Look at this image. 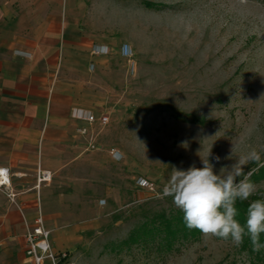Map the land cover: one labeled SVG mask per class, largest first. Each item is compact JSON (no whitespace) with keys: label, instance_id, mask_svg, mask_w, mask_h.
<instances>
[{"label":"rangeland","instance_id":"obj_1","mask_svg":"<svg viewBox=\"0 0 264 264\" xmlns=\"http://www.w3.org/2000/svg\"><path fill=\"white\" fill-rule=\"evenodd\" d=\"M84 2L83 14L132 58L114 72L123 99L95 147L65 172V223L49 230L57 264H264L245 240L237 247L202 232L162 253L121 242L142 214L177 208L163 194L173 168L202 167L210 150L217 174L241 152L261 151L244 173L257 185L247 201L264 199V0ZM138 177L154 190L137 187Z\"/></svg>","mask_w":264,"mask_h":264},{"label":"crops","instance_id":"obj_2","mask_svg":"<svg viewBox=\"0 0 264 264\" xmlns=\"http://www.w3.org/2000/svg\"><path fill=\"white\" fill-rule=\"evenodd\" d=\"M83 5L84 0H0V167L9 169L15 194L12 202L0 190V264H35L26 254L25 235L39 216L47 231L64 226L66 193L59 189L65 172L82 163L106 126H88L72 118L71 109L108 116L123 99L114 93L122 84L114 75L124 60L122 44L109 41L97 16L83 14ZM92 44H106L114 53L92 55ZM15 49L31 57L15 56ZM83 127L85 134L79 132ZM39 172L50 179L39 182ZM51 231L48 251L57 264Z\"/></svg>","mask_w":264,"mask_h":264},{"label":"clouds","instance_id":"obj_3","mask_svg":"<svg viewBox=\"0 0 264 264\" xmlns=\"http://www.w3.org/2000/svg\"><path fill=\"white\" fill-rule=\"evenodd\" d=\"M235 147L233 144L231 155L226 159H231ZM210 152L206 158L200 157L202 167L193 164L186 170L173 168L163 194L172 197L189 229H198L205 236H215L225 241L230 239L237 247L247 235L253 250L259 252L264 247L259 242L260 235L264 233V199L251 202L244 224L237 219L239 211L236 204L238 200H247L257 192V185L250 181L244 168L249 163H259L261 151L250 148L241 152L234 163L222 166L218 174L209 162ZM220 159L219 156L215 157L217 163Z\"/></svg>","mask_w":264,"mask_h":264},{"label":"built area","instance_id":"obj_4","mask_svg":"<svg viewBox=\"0 0 264 264\" xmlns=\"http://www.w3.org/2000/svg\"><path fill=\"white\" fill-rule=\"evenodd\" d=\"M90 53L92 55H107L109 53V47L106 44H92L90 48ZM13 54L15 56L24 57V58H30L31 53L15 49L13 51ZM120 54L127 58V60L130 63V60L132 58V48L126 44L123 43L120 47ZM71 116L72 118L83 121L88 124V126H93L96 123H101L102 125L107 124L109 118L106 115L97 117L92 111L82 108V107H73L71 109ZM79 132L81 134H85L87 132L86 128H80ZM110 156L114 160H119L121 158V153L118 150L111 149L109 152ZM50 174L48 172H39V175L37 176V180L40 182L41 180H49ZM135 183L137 187L141 189H145L147 191H153L154 190V184L150 180H147L144 177H138L135 180ZM0 190L5 193V195L8 197L10 201H14V193L11 188V180H10V172L9 169L6 167H0ZM101 204L104 203L102 200L100 202ZM49 231L45 230L42 226V219L39 216L35 220L34 226L31 228H28L27 233L25 235L26 243H27V249L26 254L28 256H31L35 262V264H40L41 260L43 259L44 254H46L54 263L53 255L48 251L49 245L47 243ZM64 255V254H63Z\"/></svg>","mask_w":264,"mask_h":264},{"label":"trees","instance_id":"obj_5","mask_svg":"<svg viewBox=\"0 0 264 264\" xmlns=\"http://www.w3.org/2000/svg\"><path fill=\"white\" fill-rule=\"evenodd\" d=\"M255 176L254 174L252 177ZM251 202L253 201H237L236 207L239 211L237 219L241 224L246 221L247 209ZM142 218L143 221L130 230L127 237L121 241L122 244L131 245L137 243L143 249L149 248V250H154L156 253H162L170 251L176 244L183 243L189 239H197L201 233L198 229H189L185 225L183 213L179 208H167L158 212L144 213ZM244 240L251 244L247 235H245ZM259 242L264 245V233L260 235ZM262 252H264V247L260 249V253Z\"/></svg>","mask_w":264,"mask_h":264}]
</instances>
